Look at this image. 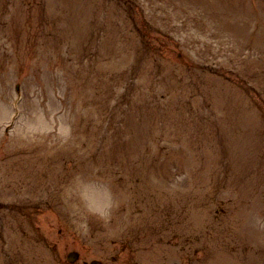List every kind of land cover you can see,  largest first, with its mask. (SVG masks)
Listing matches in <instances>:
<instances>
[{"label": "rangeland", "instance_id": "obj_1", "mask_svg": "<svg viewBox=\"0 0 264 264\" xmlns=\"http://www.w3.org/2000/svg\"><path fill=\"white\" fill-rule=\"evenodd\" d=\"M71 250L264 264V0H0V264Z\"/></svg>", "mask_w": 264, "mask_h": 264}, {"label": "clouds", "instance_id": "obj_2", "mask_svg": "<svg viewBox=\"0 0 264 264\" xmlns=\"http://www.w3.org/2000/svg\"><path fill=\"white\" fill-rule=\"evenodd\" d=\"M65 199L74 215L92 216L102 221L109 220L118 207L116 194L106 179L84 174L75 175L65 187Z\"/></svg>", "mask_w": 264, "mask_h": 264}]
</instances>
